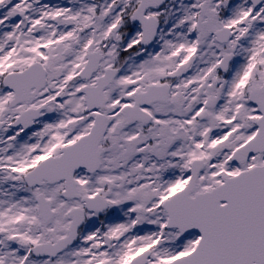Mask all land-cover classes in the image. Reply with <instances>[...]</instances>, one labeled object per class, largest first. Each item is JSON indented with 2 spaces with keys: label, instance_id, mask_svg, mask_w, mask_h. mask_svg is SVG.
Segmentation results:
<instances>
[{
  "label": "snow or ice",
  "instance_id": "obj_1",
  "mask_svg": "<svg viewBox=\"0 0 264 264\" xmlns=\"http://www.w3.org/2000/svg\"><path fill=\"white\" fill-rule=\"evenodd\" d=\"M0 264H264V0H0Z\"/></svg>",
  "mask_w": 264,
  "mask_h": 264
},
{
  "label": "rangeland",
  "instance_id": "obj_2",
  "mask_svg": "<svg viewBox=\"0 0 264 264\" xmlns=\"http://www.w3.org/2000/svg\"><path fill=\"white\" fill-rule=\"evenodd\" d=\"M53 3H56V2H64V0H52Z\"/></svg>",
  "mask_w": 264,
  "mask_h": 264
}]
</instances>
